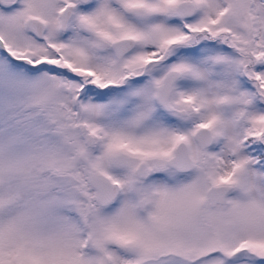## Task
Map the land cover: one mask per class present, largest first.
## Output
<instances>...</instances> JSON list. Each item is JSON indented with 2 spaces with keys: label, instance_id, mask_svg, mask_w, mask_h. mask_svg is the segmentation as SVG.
I'll list each match as a JSON object with an SVG mask.
<instances>
[{
  "label": "rangeland",
  "instance_id": "obj_1",
  "mask_svg": "<svg viewBox=\"0 0 264 264\" xmlns=\"http://www.w3.org/2000/svg\"><path fill=\"white\" fill-rule=\"evenodd\" d=\"M224 3L220 7L226 9L219 16L221 43L214 45L211 54L215 63L205 64V57H189L200 65L186 66L176 83L174 102L178 108L184 107L185 116L182 124L172 122L170 139H186L189 152H193L196 147L191 131L200 124L210 126L212 144L193 156L197 165L204 160L205 167L190 175L220 180L232 173L240 186L230 194L231 202L222 209L215 207L213 213L205 205L195 207L190 200L204 189L200 178L173 177L171 180L178 182L157 187L158 196L163 198L155 207L160 214L154 212L152 224L146 222L150 226L135 217L128 196L113 207V221H104L95 205L90 217H85L81 190L91 195L92 190L84 180L85 166L77 162L81 143L62 119L66 107L60 106L68 104L70 82L48 66L57 63L53 46L45 44L48 41L36 51L33 47L38 43L25 39L18 23L14 36L1 29L0 264H188L153 251L163 248L169 238L245 239L253 249L247 253L248 260L235 264H264V0H251L248 12L246 8L248 49L243 10L237 7V11H230L232 2ZM46 8L47 4L44 15ZM160 8L166 9L162 4ZM197 14L198 19L204 18ZM162 18L159 15L156 19L160 25ZM55 31L51 26L46 38L53 40ZM224 40L231 45L225 46ZM25 43L31 51H22ZM180 97L185 101L177 102ZM190 99L200 110L195 116L189 109ZM96 139L90 169L99 167L101 155L124 159L114 143L100 153L98 132ZM229 159L234 163L232 168ZM74 161L78 178L71 179L67 172ZM128 178L124 173L121 184L132 190L135 185ZM158 180L163 179L156 177L153 184L164 185ZM128 182L132 187H127ZM195 220L219 225L217 230L207 231L200 225L196 229L187 225ZM158 225H165L166 231H158ZM150 243L158 246L153 248Z\"/></svg>",
  "mask_w": 264,
  "mask_h": 264
},
{
  "label": "flooded vegetation",
  "instance_id": "obj_2",
  "mask_svg": "<svg viewBox=\"0 0 264 264\" xmlns=\"http://www.w3.org/2000/svg\"><path fill=\"white\" fill-rule=\"evenodd\" d=\"M224 1L173 0L164 4L163 0H0V33L6 30L14 36L18 23L24 38L38 43L37 47H33L34 50H40L43 42L48 41L45 44L53 46L57 58V63L48 66L70 82L68 104L64 106L60 103L61 108L66 107L62 119L73 128L81 143L76 157L77 162L85 166V182L89 171L106 179L101 188L104 202L100 206L94 204L101 209L104 221L112 220L111 216L115 214L113 207L128 196L131 197L135 217L152 224L153 216L160 214L155 207L161 204L163 198V195L162 198L158 196L157 187H167L169 182L176 181L171 180L173 177L200 178L204 189L190 200L196 203L195 207L205 205L213 213L217 211L215 207L222 209L231 202L230 194L240 186L232 173L227 179L222 177L220 180L190 175L193 170L205 167L204 160L197 165L193 156H197L198 152L204 153L208 146L198 147L193 140V133L198 127H208L213 140L211 128L207 124L196 126L190 133L196 147L193 152H189L194 166L190 170L179 171L168 164L179 141H185L188 146L186 139H170L172 122L182 124L181 118L185 116L184 107L178 108L174 102L176 83L183 76L182 71L186 66L200 65L189 57H205L208 60L205 64L215 63L211 54L214 45L221 43L219 16L226 9L220 7L226 4ZM230 1V11H237V7L243 10L247 31L246 8L248 12L251 0ZM46 4L48 8L44 15ZM160 4L166 9H161ZM197 13H201L204 18L198 19ZM159 15H163L162 25L156 20ZM192 20L196 22L191 23ZM51 26L56 29L53 40L46 38ZM246 33L244 41L248 49L250 40L248 31ZM28 44L22 46V51H31ZM223 44L230 46L231 42L224 40ZM171 71H179V75L163 85L164 77ZM185 99L180 97L177 102ZM189 103L192 115L199 114L200 110L194 107V100L190 99ZM82 125L93 136L92 143L89 139L84 143L78 134ZM97 132L101 138L99 152L109 143H114L123 151L124 159L101 155L99 167L92 170L89 160L97 143ZM77 162L74 161L73 167H70L71 179L78 178L74 171ZM228 164L232 168L234 163L229 159ZM124 173L135 185L132 187V183L128 182L127 187H132V190H125L126 187L121 184ZM175 173L183 175L173 176ZM156 177L162 178L158 182L164 185H154ZM237 182L239 184L236 187ZM220 184L230 188L224 193L208 192L209 187ZM108 185L113 192L116 191L111 199H107ZM91 190L92 195L89 194L93 196L94 190ZM146 225L150 226L149 223ZM187 225L195 229L200 225L207 231L217 230L219 224L195 220L193 224ZM156 228L163 232L167 229L165 225ZM242 242L222 238L175 241L169 238L163 243V248L155 243H150V246H158L153 251H162L188 264H235L248 260L247 253L253 249L245 243V239ZM205 243L209 246H205Z\"/></svg>",
  "mask_w": 264,
  "mask_h": 264
},
{
  "label": "water",
  "instance_id": "obj_3",
  "mask_svg": "<svg viewBox=\"0 0 264 264\" xmlns=\"http://www.w3.org/2000/svg\"><path fill=\"white\" fill-rule=\"evenodd\" d=\"M179 72L177 71H171L166 74L164 77V82L163 85H166L167 81H170L172 77H175V75H178ZM80 135H82L84 138H86L89 134L83 129L79 130ZM90 136V135H89ZM88 136V137H89ZM194 139L198 143L200 147H204L208 145L211 141V136L207 128H199L194 132ZM183 142L179 143V145H182ZM168 164L172 167H175L178 170H188L193 166V163L189 157V154L187 152L186 146L183 144L182 147H177L175 149L174 155L168 160ZM87 181L88 183L93 186L95 189V196L94 199L97 201V203L102 204L103 198H102V193H101V188L102 185L105 184V179L97 174H93L91 172H88L87 174ZM109 187V196L107 199L111 198L114 195V192L111 190L110 185ZM212 189H215L217 191H222V193L227 189L225 186H216V187H211L208 189V192H210ZM82 197L85 201L84 204V209H85V214L87 217L90 215V210H91V201L89 198V195L87 192L82 193Z\"/></svg>",
  "mask_w": 264,
  "mask_h": 264
}]
</instances>
